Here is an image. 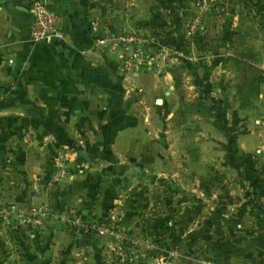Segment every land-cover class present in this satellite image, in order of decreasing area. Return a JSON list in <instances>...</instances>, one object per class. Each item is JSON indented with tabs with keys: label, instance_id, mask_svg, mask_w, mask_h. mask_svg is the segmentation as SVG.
<instances>
[{
	"label": "rangeland",
	"instance_id": "rangeland-1",
	"mask_svg": "<svg viewBox=\"0 0 264 264\" xmlns=\"http://www.w3.org/2000/svg\"><path fill=\"white\" fill-rule=\"evenodd\" d=\"M91 1L120 111L43 112L0 36V264H264V0Z\"/></svg>",
	"mask_w": 264,
	"mask_h": 264
},
{
	"label": "crops",
	"instance_id": "crops-1",
	"mask_svg": "<svg viewBox=\"0 0 264 264\" xmlns=\"http://www.w3.org/2000/svg\"><path fill=\"white\" fill-rule=\"evenodd\" d=\"M46 1L50 3L58 15V27L64 35V40L55 41L52 45L49 43L58 39L45 42L32 41L28 38L29 43H16V38L15 42L9 39L10 34L14 38L13 34H15L16 26L26 31L29 37L26 0H0V36L3 35V45L14 42V45L10 47L13 53L16 51L15 55L13 53L11 55L14 59L17 53L23 54L24 74L23 77L15 78V81L21 80L24 82L23 97L45 99L47 108L43 110L45 113L60 112L69 115L89 113L94 111L90 108L96 106L95 101H104L103 106L111 108L110 112L120 111L122 108L116 109L118 107L117 103L113 102L110 95L115 75L110 74V61L99 53L101 50L103 51V48L98 47L97 51L99 52H96V50L89 51L82 56V45H86V42H83L84 44L81 42L83 39L88 41L90 36L93 35L89 31L90 11H93L92 1ZM17 30L20 33V30ZM99 32L104 33L101 29H99ZM37 51H40L39 58H34L33 54ZM33 66H38L37 73H33ZM105 92L109 93L108 96L104 94ZM51 99L58 100L53 102ZM63 252L67 253V250ZM57 254L55 263L53 261L38 260H32L28 263L63 264L64 255L62 253ZM72 256L71 254V258H73ZM8 257L15 259L17 257L15 250L10 252ZM75 261H77L76 258L71 264H76Z\"/></svg>",
	"mask_w": 264,
	"mask_h": 264
},
{
	"label": "built area",
	"instance_id": "built-area-1",
	"mask_svg": "<svg viewBox=\"0 0 264 264\" xmlns=\"http://www.w3.org/2000/svg\"><path fill=\"white\" fill-rule=\"evenodd\" d=\"M26 11L28 14L29 38L33 41L48 42L58 39L62 32L58 27V15L46 0H26ZM116 43H131L139 41L138 35L132 33H118L113 35ZM104 39L99 40V42ZM115 43V44H116ZM98 233H103L104 229L97 228Z\"/></svg>",
	"mask_w": 264,
	"mask_h": 264
},
{
	"label": "trees",
	"instance_id": "trees-1",
	"mask_svg": "<svg viewBox=\"0 0 264 264\" xmlns=\"http://www.w3.org/2000/svg\"><path fill=\"white\" fill-rule=\"evenodd\" d=\"M257 72V69L253 65H246L244 68L242 82L248 87V89H254L256 87L255 81L260 77ZM174 85L177 86L176 79L174 80Z\"/></svg>",
	"mask_w": 264,
	"mask_h": 264
},
{
	"label": "water",
	"instance_id": "water-1",
	"mask_svg": "<svg viewBox=\"0 0 264 264\" xmlns=\"http://www.w3.org/2000/svg\"><path fill=\"white\" fill-rule=\"evenodd\" d=\"M9 2H10V1H9ZM10 4H11V3H10ZM155 102H156V103L160 102V98H155ZM77 152H78V154H79L81 157H83V158L89 160V157H88V155H87V153H86L85 151H83V150H78Z\"/></svg>",
	"mask_w": 264,
	"mask_h": 264
}]
</instances>
